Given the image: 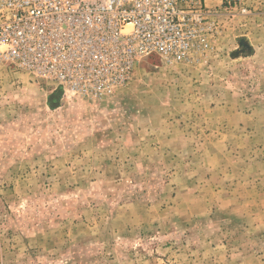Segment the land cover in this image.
I'll return each mask as SVG.
<instances>
[{
  "label": "rangeland",
  "instance_id": "obj_1",
  "mask_svg": "<svg viewBox=\"0 0 264 264\" xmlns=\"http://www.w3.org/2000/svg\"><path fill=\"white\" fill-rule=\"evenodd\" d=\"M218 1L102 97L0 63V264H264V0Z\"/></svg>",
  "mask_w": 264,
  "mask_h": 264
},
{
  "label": "built area",
  "instance_id": "obj_2",
  "mask_svg": "<svg viewBox=\"0 0 264 264\" xmlns=\"http://www.w3.org/2000/svg\"><path fill=\"white\" fill-rule=\"evenodd\" d=\"M246 12L244 0H221ZM219 14L206 0H0V63L102 97L152 56L184 61L208 46Z\"/></svg>",
  "mask_w": 264,
  "mask_h": 264
},
{
  "label": "trees",
  "instance_id": "obj_3",
  "mask_svg": "<svg viewBox=\"0 0 264 264\" xmlns=\"http://www.w3.org/2000/svg\"><path fill=\"white\" fill-rule=\"evenodd\" d=\"M63 92L62 88H57L49 96V106L56 107L60 103L61 93Z\"/></svg>",
  "mask_w": 264,
  "mask_h": 264
},
{
  "label": "water",
  "instance_id": "obj_4",
  "mask_svg": "<svg viewBox=\"0 0 264 264\" xmlns=\"http://www.w3.org/2000/svg\"><path fill=\"white\" fill-rule=\"evenodd\" d=\"M240 44H241V45H246V46H248V47L251 46V43H250V42H246V43H245V42L241 41ZM238 55H239V51H235L234 54H233L232 56H238Z\"/></svg>",
  "mask_w": 264,
  "mask_h": 264
},
{
  "label": "crops",
  "instance_id": "obj_5",
  "mask_svg": "<svg viewBox=\"0 0 264 264\" xmlns=\"http://www.w3.org/2000/svg\"><path fill=\"white\" fill-rule=\"evenodd\" d=\"M207 3L212 4V5H216L219 3V1L218 0H207Z\"/></svg>",
  "mask_w": 264,
  "mask_h": 264
}]
</instances>
